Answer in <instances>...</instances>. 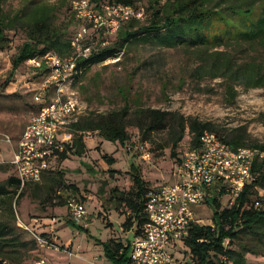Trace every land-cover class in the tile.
<instances>
[{
	"label": "rangeland",
	"instance_id": "rangeland-1",
	"mask_svg": "<svg viewBox=\"0 0 264 264\" xmlns=\"http://www.w3.org/2000/svg\"><path fill=\"white\" fill-rule=\"evenodd\" d=\"M74 1L4 0L10 27L6 39L0 43V184L7 183L17 172L11 163L13 144L6 137L10 136L15 145L38 111L40 104L36 96L45 78L44 72L36 70L28 61L14 70V59L28 39L27 26L41 14L48 13L55 26L63 30L64 38L71 39L80 26L79 20L72 16ZM228 1L213 0V3ZM136 4L145 14L144 18L134 21V29H139L150 23L152 9L150 0H136ZM154 35L142 33L126 42L117 56H121L119 61L108 59L93 65L71 87L76 91L81 118L86 123L128 105L125 119L128 132L136 141L135 145H144V151L151 156L145 158L138 150H134V154L120 142L105 140L99 131L84 130L93 131L92 135L84 134L88 144L84 155L73 154L65 163H56L39 184L32 183L18 198L15 195L13 206L17 220L13 227L19 246L12 247L1 240L0 259L4 263L19 264L45 258L62 264H114L106 255L104 242L112 239L128 244L136 232L135 227L128 229L124 225L130 210L119 199L122 193L135 188L131 171L136 165L151 187L176 182L184 153L195 145L188 126L176 155L173 154L175 133L179 129L177 121L183 117L211 121L222 136H243L248 144L264 142V87L246 89L239 85L236 101L229 103L223 78L200 82L188 76L186 84L179 86L180 78L189 75L182 68L194 66L200 58L199 52L194 48L161 45ZM117 40L116 36L110 44ZM243 49H239L242 58L261 53L257 48L245 54L246 48ZM53 94L50 89L44 95L50 98ZM149 108L175 114L169 116L167 127L147 132L150 118L146 110ZM106 153L114 157L113 165L103 157ZM69 185L78 188L75 194L88 210L87 217L78 225L70 221L68 199L76 189ZM116 188L118 193L114 196ZM227 199V196L223 199L224 207ZM195 208L201 223L214 222L213 206L203 203ZM6 211L7 206L1 202L0 219L5 218ZM35 233L58 237L61 243L70 244L79 256L69 258L64 252L42 247ZM241 241L248 243L252 250L246 252L248 264H264V226L261 225L257 233L244 232L242 240H236L232 246L240 248Z\"/></svg>",
	"mask_w": 264,
	"mask_h": 264
},
{
	"label": "trees",
	"instance_id": "trees-1",
	"mask_svg": "<svg viewBox=\"0 0 264 264\" xmlns=\"http://www.w3.org/2000/svg\"><path fill=\"white\" fill-rule=\"evenodd\" d=\"M93 1L138 5L136 0ZM3 3L4 0H0V43L6 39V31L10 27L9 17L4 11ZM150 8L152 9L150 23L134 29V21L138 18L127 21L111 38L113 40L114 37H118L115 43L102 48L88 59L80 61L78 67L81 71L76 80L81 79L93 65L117 57L126 42L144 33L155 34L154 36L161 45L194 48L199 52L200 58L194 66L182 68V71L189 75H183L180 78L179 86L186 84L188 76L200 82L207 78H223L229 103L236 101L239 85L246 89L264 87V0H229L224 4H214L213 0H150ZM72 16L75 17L73 11ZM27 29L28 39L14 59V70L29 59L41 57L48 52H56L62 56L74 54L73 37L65 39L63 30L55 26L48 13L41 14L27 26ZM243 48H246L245 54L257 48L261 53L259 52V56L251 54L242 58L239 54L244 50ZM128 110L127 105L121 111L101 114L87 123L80 118L74 126L75 137L61 153L58 163H64L73 154L84 155L86 153L88 144L84 134L80 133L84 130H97L101 132L105 140L120 142L127 148L138 147L129 134L125 122ZM146 112L150 118L146 127L147 132L167 127L169 116L175 114L161 108H149ZM187 121H189L188 124ZM177 122L179 129L175 133L177 135L174 139V155H176L179 142L186 135L188 126L194 135V146L200 143L204 132L210 130L218 133L235 148L250 145L264 149V142L248 144L243 136L235 134L229 137L222 136L216 131L211 121L204 122L193 117H183ZM129 151L135 154V151L131 149ZM103 157L110 165L115 163L114 157L109 154L106 153ZM90 169H92L91 166ZM131 172L135 188L118 197L130 210V216L124 225L128 229L135 227L134 235L136 236L142 233L148 221L146 204L152 187L148 185V181L144 179L136 165ZM253 173L255 180L246 185L242 195L233 206L224 207L221 197L208 200V204L215 208L213 224L192 223L190 233L185 239V247L190 253L191 264H248L246 252L252 251L249 244L241 241L239 242L240 248H235L232 244L238 239L242 240L244 232L257 233L259 227L264 226V201L262 205H256L258 199L263 200L260 192L264 188V158L255 161ZM35 183L39 184L40 181ZM31 184L29 183L20 191L21 180L17 175L11 176L7 183L0 184V204L4 202L7 206V215L0 219V246L2 245L1 240H5L7 242L5 244L18 248V237L14 236L13 227L17 220L13 200L15 195L18 198ZM72 187L76 189L73 195L77 196L75 193L78 192V188ZM113 191L114 196H117L118 189ZM73 223L78 225L75 221ZM44 236L47 234L44 233ZM104 246L106 255L114 264H124L129 260L131 243L124 244L111 239L105 241ZM31 262L19 264H30ZM0 264L12 263H4L3 259H0Z\"/></svg>",
	"mask_w": 264,
	"mask_h": 264
},
{
	"label": "built area",
	"instance_id": "built-area-1",
	"mask_svg": "<svg viewBox=\"0 0 264 264\" xmlns=\"http://www.w3.org/2000/svg\"><path fill=\"white\" fill-rule=\"evenodd\" d=\"M72 8L80 22L72 39L74 54L62 56L48 52L28 60L44 72L45 78L36 96L39 109L22 132L11 160L21 180L20 191L29 183L41 181L45 173L54 169L61 153L75 137L74 126L82 111L76 91L71 87L81 71L80 61L108 46L124 23L145 16L142 7L122 2L75 0ZM120 59L121 56L109 60ZM50 89L54 94L47 98L44 94ZM80 133L92 135L93 131ZM6 139L12 142L10 136ZM144 148L142 145L128 149H139L143 157L149 158L151 154ZM262 158L264 149L260 147L235 148L215 131H205L200 143L184 153L176 182L155 185L149 191L148 221L142 233L132 239L129 260L124 264H191L185 239L192 223L202 221L195 207L225 196L228 197L226 205L233 206L246 185L255 180L253 166ZM260 194L263 200L258 199L257 206L264 201V188ZM68 206L73 221L80 223L87 217V206L79 197L70 196ZM35 236L42 247L64 252L69 258L79 256L70 244L60 243L58 237L38 233ZM30 264L62 263L41 258Z\"/></svg>",
	"mask_w": 264,
	"mask_h": 264
},
{
	"label": "crops",
	"instance_id": "crops-1",
	"mask_svg": "<svg viewBox=\"0 0 264 264\" xmlns=\"http://www.w3.org/2000/svg\"><path fill=\"white\" fill-rule=\"evenodd\" d=\"M24 131V130H23ZM19 140V139H18ZM18 140L16 141V144L14 145V143H13V141L12 142H9V143H11V144H13V152H14V148H16V146H17V144H18ZM66 162V161H65ZM64 162V163H65ZM39 225V224H38ZM59 234V233H58ZM134 237H135V235H134ZM58 241L60 242V239L58 238ZM61 243V242H60ZM63 244H65V243H63Z\"/></svg>",
	"mask_w": 264,
	"mask_h": 264
}]
</instances>
